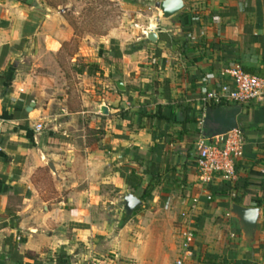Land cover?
I'll return each instance as SVG.
<instances>
[{
  "label": "crops",
  "instance_id": "crops-1",
  "mask_svg": "<svg viewBox=\"0 0 264 264\" xmlns=\"http://www.w3.org/2000/svg\"><path fill=\"white\" fill-rule=\"evenodd\" d=\"M181 1L152 30L65 53L59 11L0 0V264H149V241L176 259L193 198L183 264H264V105L219 107L244 139L231 190L198 182L193 145L210 134L197 100L220 70L264 82V0ZM126 195L140 202L130 215ZM232 204L258 211L249 244Z\"/></svg>",
  "mask_w": 264,
  "mask_h": 264
},
{
  "label": "built area",
  "instance_id": "built-area-1",
  "mask_svg": "<svg viewBox=\"0 0 264 264\" xmlns=\"http://www.w3.org/2000/svg\"><path fill=\"white\" fill-rule=\"evenodd\" d=\"M218 78L225 80L214 89L203 91L197 102L203 112L206 109L220 107L223 103L245 105L250 102L264 105V82L252 75L245 73L239 64L230 65L218 72ZM204 115H201V118ZM202 121H199V125ZM33 131H41V125L35 124ZM194 168L197 180L202 185L210 184L218 179L233 187L236 181L235 163L242 156L244 139L241 132L235 128L223 134L205 136L198 131L194 141ZM209 200V197H206ZM197 200H191V206L186 212L180 213V223L177 227L178 256L174 264H183L190 257V247L194 240L192 215ZM92 264H98L92 262Z\"/></svg>",
  "mask_w": 264,
  "mask_h": 264
},
{
  "label": "rangeland",
  "instance_id": "rangeland-1",
  "mask_svg": "<svg viewBox=\"0 0 264 264\" xmlns=\"http://www.w3.org/2000/svg\"><path fill=\"white\" fill-rule=\"evenodd\" d=\"M49 9L59 11L65 28L71 33L65 53L84 45L98 46L104 37L130 38L133 30L147 31L156 28L154 22L161 17L156 4L163 0H40ZM190 5L191 0H183ZM90 37V38H89ZM86 38H89L86 40ZM154 242L145 245L144 255L149 264H174L176 253L168 243L154 250ZM190 260L186 264H195Z\"/></svg>",
  "mask_w": 264,
  "mask_h": 264
},
{
  "label": "water",
  "instance_id": "water-1",
  "mask_svg": "<svg viewBox=\"0 0 264 264\" xmlns=\"http://www.w3.org/2000/svg\"><path fill=\"white\" fill-rule=\"evenodd\" d=\"M156 8L161 12L162 18L168 19L180 12L183 8L181 0H163L156 4ZM149 42H154L156 36L152 32L145 35ZM118 89H121L119 83L116 84ZM237 111L232 113H222L219 107L213 109H206L204 121L210 127L209 133L213 135L223 134L229 130L236 128L235 115ZM122 210L125 215H130L132 211L140 205L138 199L132 195H126L122 199ZM229 213L233 215L238 222L239 230L241 231L246 243H250L255 229L257 220V209L242 208L236 204H232Z\"/></svg>",
  "mask_w": 264,
  "mask_h": 264
},
{
  "label": "trees",
  "instance_id": "trees-1",
  "mask_svg": "<svg viewBox=\"0 0 264 264\" xmlns=\"http://www.w3.org/2000/svg\"><path fill=\"white\" fill-rule=\"evenodd\" d=\"M181 29L184 30V31H186L187 28H185V26L182 24V25H181ZM12 262H13L14 264H20L19 259H18V260H17V259H13ZM57 264H63V263H59V262H58Z\"/></svg>",
  "mask_w": 264,
  "mask_h": 264
}]
</instances>
